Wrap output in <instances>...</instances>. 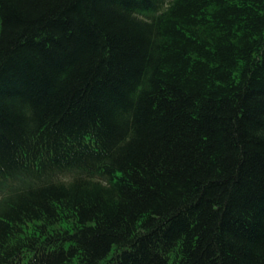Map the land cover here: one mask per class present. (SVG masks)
<instances>
[{
  "label": "trees",
  "instance_id": "1",
  "mask_svg": "<svg viewBox=\"0 0 264 264\" xmlns=\"http://www.w3.org/2000/svg\"><path fill=\"white\" fill-rule=\"evenodd\" d=\"M0 264H264V0H0Z\"/></svg>",
  "mask_w": 264,
  "mask_h": 264
}]
</instances>
